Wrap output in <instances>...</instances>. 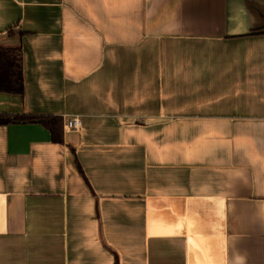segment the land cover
Returning a JSON list of instances; mask_svg holds the SVG:
<instances>
[{
	"label": "crops",
	"instance_id": "crops-1",
	"mask_svg": "<svg viewBox=\"0 0 264 264\" xmlns=\"http://www.w3.org/2000/svg\"><path fill=\"white\" fill-rule=\"evenodd\" d=\"M0 264H264V0H0ZM78 116L77 130H65Z\"/></svg>",
	"mask_w": 264,
	"mask_h": 264
},
{
	"label": "trees",
	"instance_id": "trees-1",
	"mask_svg": "<svg viewBox=\"0 0 264 264\" xmlns=\"http://www.w3.org/2000/svg\"><path fill=\"white\" fill-rule=\"evenodd\" d=\"M12 50L0 46V91L22 93L21 59L20 55L13 54ZM8 121H39L49 129L54 142H62V119L59 116L28 114L0 118V123Z\"/></svg>",
	"mask_w": 264,
	"mask_h": 264
},
{
	"label": "built area",
	"instance_id": "built-area-1",
	"mask_svg": "<svg viewBox=\"0 0 264 264\" xmlns=\"http://www.w3.org/2000/svg\"><path fill=\"white\" fill-rule=\"evenodd\" d=\"M80 126V120L78 116H72L65 120L64 129L65 130H77Z\"/></svg>",
	"mask_w": 264,
	"mask_h": 264
},
{
	"label": "rangeland",
	"instance_id": "rangeland-1",
	"mask_svg": "<svg viewBox=\"0 0 264 264\" xmlns=\"http://www.w3.org/2000/svg\"><path fill=\"white\" fill-rule=\"evenodd\" d=\"M15 54V53H14Z\"/></svg>",
	"mask_w": 264,
	"mask_h": 264
}]
</instances>
